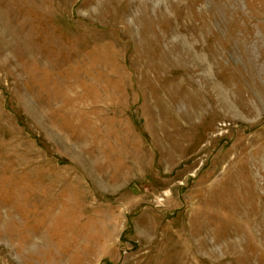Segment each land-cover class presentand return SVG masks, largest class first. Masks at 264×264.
<instances>
[{
    "label": "rangeland",
    "instance_id": "obj_1",
    "mask_svg": "<svg viewBox=\"0 0 264 264\" xmlns=\"http://www.w3.org/2000/svg\"><path fill=\"white\" fill-rule=\"evenodd\" d=\"M0 264H264V0H0Z\"/></svg>",
    "mask_w": 264,
    "mask_h": 264
}]
</instances>
